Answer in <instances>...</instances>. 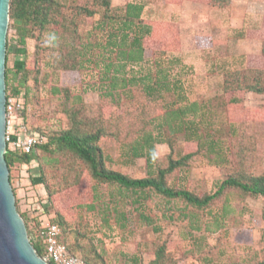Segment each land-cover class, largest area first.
<instances>
[{
  "label": "rangeland",
  "instance_id": "374dc122",
  "mask_svg": "<svg viewBox=\"0 0 264 264\" xmlns=\"http://www.w3.org/2000/svg\"><path fill=\"white\" fill-rule=\"evenodd\" d=\"M58 1L64 5L66 13L69 6L91 3V0ZM126 2L142 3L144 21L163 23L176 32L177 38L166 52V58L171 61V74L180 79L187 100L200 104L206 112V121L211 123L208 128L212 132L216 130L220 138V156L198 151L186 166L167 176L168 184L201 195L213 192L218 183L235 170L263 173L264 93H225L222 88L224 74L228 71L264 69L261 50L264 0H229L222 7L209 0H112L111 5L120 12ZM100 13L101 10L93 17H82L78 32L86 36ZM10 23L9 20L8 27ZM10 30L7 29L6 42L10 39L13 44L10 36L15 29L11 26ZM49 33H44L39 42L28 39L24 54L20 51L9 53V64L13 61L20 64L24 60L33 66L36 59L48 57L49 49L39 50L37 54L36 46L49 43ZM161 44L162 40L146 42L145 66ZM93 80L85 73L70 70H64L58 76V83L70 87L74 93L81 92L88 115L118 120L113 128L118 126L121 130L120 139L107 137L100 140L109 157L107 165L131 177L145 176L143 158L124 162L123 143L133 136L136 112L142 105L144 111L148 110L149 106L145 105L151 103L138 88L133 91L134 104H115L109 98L101 97L91 85L83 91V87ZM53 81L54 77L37 90L31 88L26 116L31 127L46 132L67 124L60 112L58 98L48 94L49 84ZM196 150L195 142L176 136L172 154L167 144L155 145V164L164 167L169 154L176 157ZM56 181L57 178L51 182ZM23 182L28 183L27 180ZM38 189L47 196L43 186ZM132 198L122 196L114 185L97 184L84 175L76 190H65L54 198L55 207L65 214L69 224L66 241L77 238L84 246L94 247L102 255L99 264H131L133 257L148 264L153 259L154 246L162 242L176 264H229L235 261L253 264L264 258V220L261 217L264 200L261 196H241L236 190L227 189L225 196L216 200L210 211L184 209L181 201H169L153 193L136 203H132ZM110 199L115 201L118 214L124 216L117 215L112 208L114 202L105 207ZM91 201L96 205L95 210L87 208ZM223 205L231 212L224 217L220 227L214 228L213 214H221ZM192 212L194 216H191ZM139 213L150 217L151 222ZM105 217L107 223L103 220Z\"/></svg>",
  "mask_w": 264,
  "mask_h": 264
},
{
  "label": "trees",
  "instance_id": "16d2710c",
  "mask_svg": "<svg viewBox=\"0 0 264 264\" xmlns=\"http://www.w3.org/2000/svg\"><path fill=\"white\" fill-rule=\"evenodd\" d=\"M111 1L91 0L89 5L69 6L70 10L66 13L64 5L58 0H9L8 15L11 23L8 31L12 26L15 33L10 36L13 44H10V39L6 42V92L22 95L25 104L29 106L31 88L37 90L54 77V81L49 84L48 94L58 98L60 112L67 121L66 126L50 132L33 128L28 123V129L45 135L46 142L37 146L33 154L11 150L4 154L10 182L19 179L23 170L32 191V196L28 198L29 210L20 211L17 200L16 205L29 235L31 230L28 222L32 221L38 226L39 214H44L59 226L61 240L70 254L84 264H99L102 255L94 247L81 244L77 238L71 242L66 241L69 224L65 214L54 205L56 195L65 190H76L84 175L97 184L116 186L122 196H133L132 203L140 202L153 193L169 201H181L184 209L210 211L213 203L225 196L227 189L236 190L241 196H261L264 200V172L252 174L245 170H235L227 174L213 192L201 195L168 184L167 176L175 169L186 166L198 151L205 150L220 156V138L216 130L212 132L208 128L211 123L206 121V112L200 108V104L187 100L180 79L171 74V61L166 58V52L172 48L173 39L177 38L176 32L163 23L144 21L142 3L126 2L121 11L117 12L112 8ZM209 2L222 7L229 0ZM99 10L100 17L93 22L91 30L86 36L81 35L78 32L79 20L82 17H93ZM48 32L49 43L43 47L36 46L37 54L39 50L42 52L49 49L48 57L40 55L42 58L36 59L33 66L27 65L24 60L20 64L17 61L9 64V53L20 51L24 54L28 39L39 42L42 35ZM156 40H162L161 48L145 66L146 42ZM261 50L264 53V42ZM64 70L87 74L94 80L82 90L91 85L101 97L109 98L115 104L133 103L135 88L148 98L151 105H145L147 108L149 106L145 111L142 105L141 110L136 112L132 123L136 124L133 136L123 143L124 162L143 158L145 176L131 177L107 165L109 157L104 153L100 140L107 137L120 139L121 130L118 126L113 128L118 120L88 115V106L84 104L81 92L74 93L70 87L58 83V76ZM222 89L225 93H264V69L228 71L224 74ZM176 136H182L187 142H195L197 150L173 157L171 154ZM157 143H165L171 150L164 167L155 164ZM32 161L35 166L29 168ZM56 178L58 181L52 183V179ZM37 184L47 190V196L42 198L37 195ZM42 201L45 203L42 204ZM109 203H113L112 208L117 215L124 216L123 213L118 214L112 199L105 203L106 208ZM87 208L95 210L96 205L91 201ZM230 212L227 205L221 206V214H213L214 228L220 227ZM139 214L150 221V217ZM194 215L192 212L191 216ZM261 217L264 220V204ZM103 220L108 222L106 217ZM31 243L37 255L43 256L42 242L31 239ZM130 261L131 264H142L136 257ZM148 264H176V261L162 242L154 246L153 259ZM229 264L249 263L235 261ZM253 264H264V258Z\"/></svg>",
  "mask_w": 264,
  "mask_h": 264
},
{
  "label": "built area",
  "instance_id": "2783aa9c",
  "mask_svg": "<svg viewBox=\"0 0 264 264\" xmlns=\"http://www.w3.org/2000/svg\"><path fill=\"white\" fill-rule=\"evenodd\" d=\"M29 106L25 104L24 97L19 94L7 93L5 95V153L7 150L20 151L33 154L37 146L46 142L45 135L28 129V119L26 112ZM32 161L29 168H34ZM26 173L22 170L19 179H14L11 184L15 204L18 202L20 211H27L30 208L28 198L32 196L30 183L26 180ZM10 181V180H9ZM25 186L27 187L25 189ZM38 196L44 197L42 193L35 189ZM45 201H42L44 204ZM17 208V205H16ZM17 208V210H18ZM40 209V206H38ZM18 210V212H19ZM20 214V213H19ZM40 224L36 226L34 222L29 221L28 227L31 230L28 234L29 240H40L43 245L44 254L40 256L48 264H84L78 257L70 254L66 244L61 240V230L59 226L50 221L44 214H39Z\"/></svg>",
  "mask_w": 264,
  "mask_h": 264
},
{
  "label": "water",
  "instance_id": "95a60500",
  "mask_svg": "<svg viewBox=\"0 0 264 264\" xmlns=\"http://www.w3.org/2000/svg\"><path fill=\"white\" fill-rule=\"evenodd\" d=\"M9 0H0V264H48L37 255L19 214L5 154V57Z\"/></svg>",
  "mask_w": 264,
  "mask_h": 264
},
{
  "label": "crops",
  "instance_id": "0c3cea01",
  "mask_svg": "<svg viewBox=\"0 0 264 264\" xmlns=\"http://www.w3.org/2000/svg\"><path fill=\"white\" fill-rule=\"evenodd\" d=\"M39 186H41V185H39V184L36 185V190H38V191H39V189H38Z\"/></svg>",
  "mask_w": 264,
  "mask_h": 264
}]
</instances>
